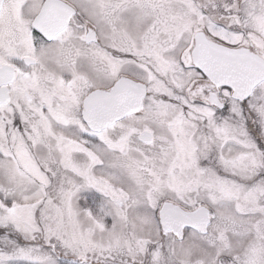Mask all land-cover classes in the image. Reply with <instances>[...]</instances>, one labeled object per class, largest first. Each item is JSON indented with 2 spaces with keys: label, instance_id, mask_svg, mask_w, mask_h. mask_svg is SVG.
<instances>
[{
  "label": "snow or ice",
  "instance_id": "obj_1",
  "mask_svg": "<svg viewBox=\"0 0 264 264\" xmlns=\"http://www.w3.org/2000/svg\"><path fill=\"white\" fill-rule=\"evenodd\" d=\"M0 264H264V0H0Z\"/></svg>",
  "mask_w": 264,
  "mask_h": 264
}]
</instances>
